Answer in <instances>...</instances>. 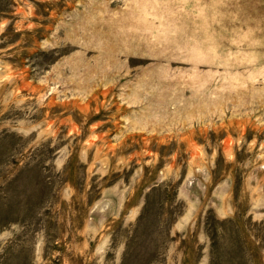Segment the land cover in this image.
Segmentation results:
<instances>
[{
    "label": "rangeland",
    "instance_id": "1",
    "mask_svg": "<svg viewBox=\"0 0 264 264\" xmlns=\"http://www.w3.org/2000/svg\"><path fill=\"white\" fill-rule=\"evenodd\" d=\"M0 264H264V0H0Z\"/></svg>",
    "mask_w": 264,
    "mask_h": 264
}]
</instances>
